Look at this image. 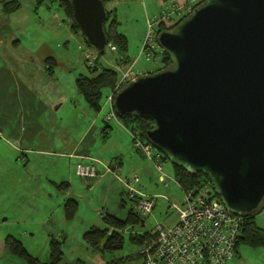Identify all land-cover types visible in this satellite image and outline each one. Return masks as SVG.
<instances>
[{"label": "rangeland", "instance_id": "obj_1", "mask_svg": "<svg viewBox=\"0 0 264 264\" xmlns=\"http://www.w3.org/2000/svg\"><path fill=\"white\" fill-rule=\"evenodd\" d=\"M16 1L20 9L11 15L3 12V2H0V39L15 42V53L19 56V61L11 58L14 52L10 46L1 50L0 100L1 96L9 95L7 103H13L11 109L17 116L19 110L29 111L24 106L33 97L31 117L27 125H23L31 126L36 136L28 140L29 145L18 150L17 157L15 154L7 157L8 145L0 140V264H28L10 251L5 242L10 235L20 240L41 263L50 261V242L55 238L63 243L64 256L60 264L113 261L144 264L139 256L141 246L131 243L129 237L131 233H153L158 225L169 226L177 221L178 211L172 206H181L183 191L174 179V166L169 160H159L161 173L151 158L134 149L131 136L117 119L107 123L112 111L107 103L108 95L102 100V110L95 112L79 93L72 96L64 91L66 70L76 77L92 76L87 54L95 56V53L81 34L72 32L58 0ZM187 1L114 0L119 2L115 5L120 12L118 31L129 41L125 56L135 63L136 74L154 73L163 68L160 47L151 60L142 53L148 16H160L161 7L167 11L173 2L186 4ZM200 1L192 0V7ZM111 2L106 6L108 12L113 11ZM191 11L185 8L182 14H173L175 19L167 28ZM47 51L53 53L56 60L53 75H49V64L44 70L41 62L40 56ZM28 54L34 55L26 58ZM122 57L118 50L107 48L100 63L115 69L121 76L129 66L123 64ZM16 88L17 91L11 93ZM2 89L5 92L2 93ZM81 139L77 154H83L84 158H70L69 154ZM153 152L162 154L155 148ZM119 160L120 168L117 167ZM80 162H94L98 177L87 180L78 176L76 166ZM109 165H113V169ZM163 175L166 183L160 181ZM135 176L139 177V183L133 185L138 196L155 204L152 212L143 216L145 226H127L123 250L102 255L88 248L83 235L93 227L107 228L103 220L107 213L125 219L131 209L137 211L126 186ZM69 198L79 203L76 217L71 221L64 216V205ZM257 224L264 228V210L257 215ZM231 264H264V250L242 243L239 258Z\"/></svg>", "mask_w": 264, "mask_h": 264}, {"label": "water", "instance_id": "obj_2", "mask_svg": "<svg viewBox=\"0 0 264 264\" xmlns=\"http://www.w3.org/2000/svg\"><path fill=\"white\" fill-rule=\"evenodd\" d=\"M71 3L86 43L104 54V2ZM158 44L171 64L122 85L113 98L117 117L151 121L149 143L173 165L208 177L230 213L257 212L264 206V0H205L160 31Z\"/></svg>", "mask_w": 264, "mask_h": 264}, {"label": "built area", "instance_id": "obj_3", "mask_svg": "<svg viewBox=\"0 0 264 264\" xmlns=\"http://www.w3.org/2000/svg\"><path fill=\"white\" fill-rule=\"evenodd\" d=\"M192 5L189 10H192ZM182 14L179 9H174L163 17H155L147 20V35L142 47V53L147 60L155 55L158 44V26L163 23L171 26L173 13ZM170 21V22H169ZM111 51H117L116 47L109 45ZM94 51V50H93ZM95 56L87 54L90 65L95 64L98 53ZM97 54V56H96ZM127 70L120 76L115 90L109 95L111 114L107 121L117 119L113 109V98L119 88L138 76L135 72V63H129ZM118 120V119H117ZM133 146L154 161L153 146L141 139L140 133L129 132ZM157 169L163 173L161 165ZM110 171V169H108ZM76 173L81 178L93 180L98 177V169L94 162L78 163ZM165 182V176L160 177ZM139 183V177L126 184L129 195L135 198L139 195L133 188ZM183 191V201L180 207L173 205L172 209L178 211V219L172 225H158L150 238L142 246L141 255L144 264H231L237 258V246L242 237L244 228L243 216L230 213L215 194L211 182ZM141 195V194H140ZM137 211L142 215H148L155 207L154 201H148L142 197L135 203Z\"/></svg>", "mask_w": 264, "mask_h": 264}, {"label": "trees", "instance_id": "obj_4", "mask_svg": "<svg viewBox=\"0 0 264 264\" xmlns=\"http://www.w3.org/2000/svg\"><path fill=\"white\" fill-rule=\"evenodd\" d=\"M102 1L104 2L106 7L108 3L111 2L112 0H102ZM204 1L205 0L200 1L197 5L193 7V9H195L198 5H200ZM0 2H3V7H2L3 12L7 15L16 13L20 9V6L18 5L16 0L14 1L0 0ZM58 2L70 22V28L72 32L75 34L82 35L79 26L74 20L71 0H58ZM114 12L115 10L112 12L107 11L108 20L105 24V32L107 35L108 44L106 46V49L108 48L109 45H113L114 47H116V49L119 52H121L124 56L121 59L123 64L127 65L131 63V59L128 56H125L129 49V43H128L129 41H128V37L125 34L120 33L118 31V26L121 23L119 21V15ZM188 15L183 16L170 29H173ZM164 29H168V28L166 27L165 24L161 23L157 28L158 34L160 33V31ZM82 37L84 38L83 35ZM101 55L103 54L98 53V56L95 60V64L93 66L90 65V68L92 69V76L78 75L75 81L79 95L82 96L87 106L95 112H100L102 110L103 107L102 100L104 96L110 95L115 90L120 80L119 73L115 69L101 65L100 63ZM162 55L163 56L161 62L163 64L162 69H164L171 64V60L165 52H163ZM46 63H48L50 67V70H48L49 72L51 71L49 75H53L54 73L53 66L55 64V60L53 58H49L46 60ZM117 119L127 129L128 133L129 132L134 133L138 131L140 133L141 139L144 140L146 143H149L147 139V133L153 127L151 121L147 119L136 118L131 115L120 116L117 117ZM107 123L109 122L107 121ZM133 141L134 140H132V142ZM134 149L138 153H141L142 155L146 156L142 150L136 149L135 147ZM153 151H154V147H153ZM153 158L154 161L152 159L151 160L155 163L156 166L160 164L159 160L161 159L168 160L163 154H160L159 152L157 153L153 152ZM173 166H174V179L180 185L182 190H189L201 185L204 182H210L209 178L204 176L202 173H197L192 175L187 173L183 168H180L176 165ZM109 167L110 169L111 168L113 169V165L111 166L109 165ZM117 167L120 168V163L117 165ZM129 197L130 200L133 202V204H135L140 198L139 196L135 198H131L130 195ZM123 203H125V200L123 201ZM78 206L79 203L75 198H69L65 202L64 215L68 221H71L76 217ZM263 210H264V206L255 213L246 214L243 216L244 228H243L242 237L238 242L237 252H238V247L242 243L252 248H263L264 250V229L259 227L257 224V215L260 214ZM103 220L106 223L107 228L100 229L97 227H93L89 231L85 232V234L83 235V239L85 243L88 245V247L96 252H100L101 254L113 253L116 251L123 250L125 246L124 231L127 228V226L132 225L133 226L132 228H134L136 224L142 225L144 221L143 216L134 209H131L128 212V215L125 219H121L113 214L107 213L103 217ZM149 238H150V233H144V234L131 233L129 240L131 243L139 245L142 248L145 241L148 240ZM5 242L8 245L10 251L14 255L22 258L28 264H60L64 256V252L62 249L63 243L55 238H53L50 242V261L48 263H41L40 260L34 257L28 251L25 245L14 236L11 235L8 236ZM139 256L142 258L141 254H139ZM120 263H121L120 261H113L108 264H120Z\"/></svg>", "mask_w": 264, "mask_h": 264}, {"label": "crops", "instance_id": "obj_5", "mask_svg": "<svg viewBox=\"0 0 264 264\" xmlns=\"http://www.w3.org/2000/svg\"><path fill=\"white\" fill-rule=\"evenodd\" d=\"M165 1H167V0H165ZM191 2H192V0H190V1L188 0L186 2V4H180L178 2H173L167 11H164V9L161 7L162 12L160 13V16L153 15L150 17V15H149L147 19H151V18H155V17H163L165 14H167L168 12H170L174 9H179L180 11H183V9H185V8L189 9ZM118 3L114 2V0H113L111 2V6H112L111 10H113V11L115 10V13H117L119 15L120 14L119 10L115 8V5H117ZM173 14H178V13L175 12ZM11 40L13 41L14 37L11 38ZM9 46L12 48V51L14 52L11 55L12 56L11 58L14 59L15 61H19V56L15 53V52H17V48L14 47L15 42L14 43L9 42V41L5 42L4 39H0V53H1L2 49H4L5 47L8 48ZM0 55L2 56L3 53H1ZM33 55L34 54H28L26 58H29L30 56H33ZM52 55H53V53H51L50 51H47L46 54H44L43 56H40L41 62H43V69L44 70L48 66V63H46V60L49 58H53ZM7 59H9V58L7 57ZM25 61H28V60H25ZM54 65H56V60H55ZM64 76H65L63 78L64 83H65L64 84V91L67 92L69 95L77 96L78 91H77L76 85L74 86L75 81H76V76L73 75L70 70H66L64 73ZM17 89L18 88L13 89L11 91V93L12 92L15 93L17 91ZM1 91H2V93L5 92L4 89H2ZM9 97L10 96L6 94V95L1 96V100H0V106H1V109H0V140L4 141V143H6L8 145V149H7L8 152H6L7 157H10V155H12V154H15L17 157L18 150H22L23 148H25V146L29 145L28 140L32 139L36 136L35 131L33 130V128L31 126H28L26 128L23 125V124L27 125V122L31 117V111L30 110H32L31 108L35 104V99L32 97L31 102L29 100L26 101L27 105L24 106V109L27 110V108H28L29 109L28 112H25L24 110H19L17 112V116H16L15 112L11 109V106H13V103H7V99L9 100ZM108 97H109V95H108ZM108 97H107V103L111 107V103H110ZM107 103H106V105H107ZM28 105H30V106H28ZM28 113L30 114V116L27 115ZM95 122L96 121L94 120V123ZM23 143H24V145H23ZM81 143H82V139L79 141V144L77 146L78 148L76 147L74 149V152H71L69 154L70 158H74V157L75 158H81V159L84 158L83 154L82 155L77 154V150L80 148ZM119 162H121V161L119 160ZM120 165H122V162L120 163ZM132 171H133V168H132ZM97 253L101 254L100 252H97ZM102 255H104V254H102ZM237 258H239V247H238V252H237ZM102 263H104V262H102Z\"/></svg>", "mask_w": 264, "mask_h": 264}]
</instances>
